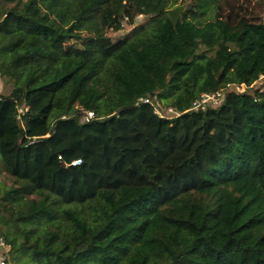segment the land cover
<instances>
[{"label":"trees","instance_id":"1","mask_svg":"<svg viewBox=\"0 0 264 264\" xmlns=\"http://www.w3.org/2000/svg\"><path fill=\"white\" fill-rule=\"evenodd\" d=\"M0 75L10 261L264 264V0H0Z\"/></svg>","mask_w":264,"mask_h":264},{"label":"built area","instance_id":"2","mask_svg":"<svg viewBox=\"0 0 264 264\" xmlns=\"http://www.w3.org/2000/svg\"><path fill=\"white\" fill-rule=\"evenodd\" d=\"M1 76V75H0ZM241 86H245V85H241ZM240 86V87H241ZM240 89V88H237ZM218 93V94H216ZM214 94H203L201 96L200 99L196 100L193 103V111H199V110H205L206 106L210 103H217L214 99V97L219 96V92H216ZM155 102V101H154ZM149 97L143 98L139 101L138 104H151L155 106V113L158 114L161 118H165V119H169L165 116V114L169 111V112H174L173 114H175L174 117H178L181 115L180 112H176L173 108H166L165 110H162L161 107H159V104H157L156 102L154 103ZM27 108H19V115H18V119L21 120V117L23 114H25L27 112ZM167 111V112H166ZM78 115L81 117L82 123H87L90 120H92L93 118H95V112L93 111H86V110H81L78 112ZM173 117V118H174ZM61 159V157H60ZM82 163V160H76L74 161L71 166H78ZM0 264H9V245L5 239V237L3 236V234L0 231Z\"/></svg>","mask_w":264,"mask_h":264},{"label":"rangeland","instance_id":"3","mask_svg":"<svg viewBox=\"0 0 264 264\" xmlns=\"http://www.w3.org/2000/svg\"><path fill=\"white\" fill-rule=\"evenodd\" d=\"M147 20L148 19H146L145 17H143V16H139L138 18H137V22H138V24H142V23H145V22H147ZM131 30V27H125L122 31H120V32H110V35L113 37V39L114 40H118L119 38H121V37H123L125 34H127L129 31ZM264 83V77H262L258 82H257V84H256V86H255V88H257V87H260V86H262V84ZM0 87H2V85H1V80H0ZM237 88H240V89H237L238 90V92H242V91H244L245 89H247L246 88V86H241L240 87V85H237ZM1 89V88H0ZM220 94H219V96H217V97H214V99H215V101L217 102V103H215L216 105H220V104H222L223 103V101H224V95H223V93L222 92H219ZM216 94H218V93H216ZM158 108H160V105H159V107ZM168 108H173L176 112H177V110L174 108V107H168ZM28 109V108H27ZM206 109V108H205ZM167 112V111H166ZM174 112H167L166 114H165V116L167 117V118H169V119H173V117L175 116V114H173ZM174 118H176V117H174ZM20 120V119H19ZM21 121V120H20ZM21 127L24 129V123H23V121L21 122ZM47 137V136H46ZM11 185H13V182H12V180H11V177L9 176V174L6 172V170H5V168H4V166H3V163H2V160H1V157H0V202H2V203H8L9 201H8V199H6L7 201H5V199L4 200H2V197H3V195L6 193V191L11 187ZM9 203H11V201L9 202ZM13 203V202H12ZM9 264H35V263H32V261L29 259V257H28V255L27 256H25V257H21V258H19L18 260H15V261H13V259H11V261H10V255H9ZM39 264V263H38Z\"/></svg>","mask_w":264,"mask_h":264}]
</instances>
